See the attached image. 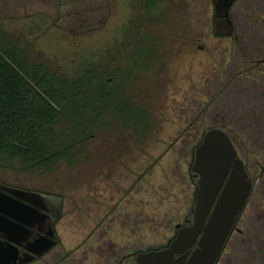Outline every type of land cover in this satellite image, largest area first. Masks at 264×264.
<instances>
[{"label": "rangeland", "instance_id": "rangeland-1", "mask_svg": "<svg viewBox=\"0 0 264 264\" xmlns=\"http://www.w3.org/2000/svg\"><path fill=\"white\" fill-rule=\"evenodd\" d=\"M145 2L0 0V23L30 47L35 61L67 76L89 65L109 68L112 76L105 77L121 82L128 100L144 107L150 120L140 140L106 119L78 147L73 165L61 163L51 172L0 168V178L62 198L58 232L69 248L113 206L109 219L129 223L122 231L115 224L109 233L114 242L166 243L192 214L194 151L211 130L234 138L253 181L261 175L256 163L264 167V123L260 131L245 110L246 104L264 107V82H231L224 91L221 69L238 54L231 40L213 34V1L154 0L153 16L146 15ZM146 35L153 38L149 43ZM243 86L248 92L241 93ZM240 228L243 236L235 237L242 253L264 255V241L254 239L264 238V175ZM234 248L232 241L229 252Z\"/></svg>", "mask_w": 264, "mask_h": 264}, {"label": "flooded vegetation", "instance_id": "flooded-vegetation-1", "mask_svg": "<svg viewBox=\"0 0 264 264\" xmlns=\"http://www.w3.org/2000/svg\"><path fill=\"white\" fill-rule=\"evenodd\" d=\"M212 1L214 6L215 0ZM233 1L229 10V20L232 24L230 36L220 37L216 34L214 6L213 34L216 37L231 40L233 49L238 54L234 62L227 63V68L221 69L222 81L226 82L223 86L224 91L228 89L231 82L247 80L264 82V0ZM243 87L241 93L248 92V89L245 90V86ZM245 106L246 111L253 113V122L261 131L260 123H264V107L260 109L256 103L251 110L247 104ZM242 119H245V116ZM225 134L234 145V138L232 139L226 132ZM260 143L264 141L261 140ZM256 164L259 168L263 167L259 163ZM244 165L248 178L252 182L251 191L243 209L234 219L228 239L215 264H264V255H260L258 251L248 250L246 254H243L240 249L241 242H238L236 238L243 236L240 228L243 215L264 175L261 173L258 179L253 181L247 165ZM195 206L191 216L185 217L183 222L175 225L174 233L166 243L149 247H142L139 240L114 242L109 233L114 230L115 224L122 231L128 228L129 223L121 217L118 220L109 219L115 208L113 206L108 212L109 208L106 207L105 215L103 211L104 216L94 223L95 226L88 236L74 248H69L61 241L58 232V225L63 218L62 198L58 195L28 189L3 177L0 178V253L6 251L8 258L13 260L12 264H190L193 257L200 251L203 233L198 236L192 246L180 248L169 259L158 261V256L154 254H164L169 251L180 232L194 226ZM209 220L210 218L203 229H206ZM254 239L264 241V238L260 237ZM232 241L236 248L234 252H229Z\"/></svg>", "mask_w": 264, "mask_h": 264}, {"label": "trees", "instance_id": "trees-1", "mask_svg": "<svg viewBox=\"0 0 264 264\" xmlns=\"http://www.w3.org/2000/svg\"><path fill=\"white\" fill-rule=\"evenodd\" d=\"M153 1L145 2L146 15L153 16ZM108 69L89 65L60 75L35 61L30 47L0 23V168L51 172L61 163L73 165L78 147L106 119L141 140L150 123L147 111L128 100L121 82L105 77Z\"/></svg>", "mask_w": 264, "mask_h": 264}, {"label": "water", "instance_id": "water-1", "mask_svg": "<svg viewBox=\"0 0 264 264\" xmlns=\"http://www.w3.org/2000/svg\"><path fill=\"white\" fill-rule=\"evenodd\" d=\"M233 2V0L224 2L215 0L216 34L220 37L231 35L229 10ZM260 169L264 174V167ZM191 171L197 178L194 226L180 232L169 251L154 256H158V261L169 259L180 248L192 246L203 233L200 251L190 264H215L228 239L234 219L247 201L252 182L234 145L220 130H211L204 135L195 150ZM208 218L210 220L207 227L203 229ZM0 258V264L13 262L8 258L6 251L0 253Z\"/></svg>", "mask_w": 264, "mask_h": 264}]
</instances>
